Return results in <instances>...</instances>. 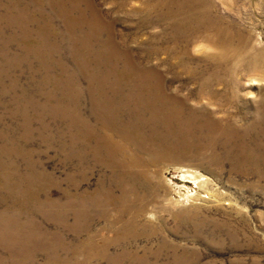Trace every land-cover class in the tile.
<instances>
[{
	"label": "rangeland",
	"instance_id": "obj_1",
	"mask_svg": "<svg viewBox=\"0 0 264 264\" xmlns=\"http://www.w3.org/2000/svg\"><path fill=\"white\" fill-rule=\"evenodd\" d=\"M93 1L109 16L106 20H113L115 41L128 49L134 61L164 73L167 89L179 90L184 97H191L190 92L201 94L205 104L216 111L215 116L232 126L252 122L257 107L264 106V0H201L182 13L176 6L174 11L179 14L168 17L164 13L162 18V9L147 11L153 8V0H132L130 6H122L128 0ZM157 2L154 0L155 6ZM7 10L0 7L1 162L12 163L22 171L16 180L18 186L35 184L36 173L48 174V181L39 183L41 198L66 200L68 193L78 192L93 200L97 189L107 196L116 170L98 163L90 152L85 154L86 139L79 138L85 134L97 138L105 133L97 123L89 87L105 78L109 61L97 63L88 53L86 57L93 58L96 67L91 75L101 76H87L74 59L75 44L68 39L72 32L58 13L45 8L44 13L54 19V26L49 27L40 21L20 24ZM185 13L197 17L190 25L194 27L185 29L179 24ZM81 30L85 34L86 29ZM152 51L154 56L149 55ZM180 58L205 75L200 84L182 86L186 72L178 67ZM64 68L68 70L63 74ZM92 77L97 80L91 81ZM54 81L60 89L52 86ZM59 90L67 92L61 111L56 107ZM75 91H79L76 100ZM74 100L81 120L73 118ZM120 110L118 106L110 108L116 117L123 108ZM230 139L227 145L218 140L213 146L204 137L193 138L186 133L171 147L168 157L128 170L144 172L150 179L144 186L125 184L135 189L132 206L144 209L141 216L134 212L125 218H138L137 227L143 233L136 236L117 240V229L124 225L117 218V204L108 205L109 218L93 219L87 213L91 221L78 229L58 226L56 217L47 215L39 214L37 220L48 231L76 244L70 264L84 262L81 252L90 250V238L97 245L94 251L110 239L111 254L132 252L150 257L145 263L124 259L123 264H264V178L242 172L240 165L235 167L234 159L227 156L232 154L233 136ZM5 146L10 150L7 154ZM149 156L142 158L149 162ZM121 190L114 188L115 196L121 195ZM141 222H147L145 231ZM73 223L74 218H69L68 224ZM162 240L167 241L163 250ZM159 251L163 255L156 258ZM61 258L65 264L69 255ZM46 262L41 254L37 263L18 264ZM87 264L112 263L108 258L94 257Z\"/></svg>",
	"mask_w": 264,
	"mask_h": 264
},
{
	"label": "bare ground",
	"instance_id": "obj_2",
	"mask_svg": "<svg viewBox=\"0 0 264 264\" xmlns=\"http://www.w3.org/2000/svg\"><path fill=\"white\" fill-rule=\"evenodd\" d=\"M199 1L201 0H158L156 3L158 8H156L153 0V8L147 11L162 9L164 11L161 10L159 16L164 17V13H167L170 17L172 14H179L196 6ZM132 3V0H128L122 6H130ZM3 6L8 8L5 12L13 14L20 24L23 21L24 24L40 21L45 26L53 27L54 19L44 13L45 8L50 7L58 13L62 20L64 19L68 30L72 32L68 39L73 42V45L75 44V47L72 45L76 53L74 59L87 76H101L100 74L91 75L96 67H94L93 58L90 60L86 57L88 53L94 56L97 63L104 60L109 61L105 78L99 80V84H92L89 87L92 92V106L97 123L105 133L101 132V137L97 138L88 137L85 134V138L79 139H86L85 147L88 151L85 154L90 152L98 163L115 169L116 172L112 175L115 179L111 180L113 187L107 196L102 195V189H97L93 194V200L86 197L87 194L73 192L68 193L66 200L54 201L49 197L41 198L40 196L43 188L39 183L48 181L50 178L48 174L36 173L35 184L18 186L16 180L22 177L19 174L22 171L12 163L5 160L4 163L1 162L2 156H0V207H2L0 208V264L37 263L41 254L46 256V264H61L65 260L61 258L63 254L69 255L65 264L72 263V255L77 252L76 244L67 242L59 233L42 227L37 220L39 214L56 217L55 223L58 226L78 229L83 222L91 221L87 213L92 215L93 219L109 218L108 205L110 208V205L117 204L119 206L117 218L124 221L123 228L117 229V240L143 233L142 228L137 227L138 218L125 220L130 213L136 212L137 217L144 214L143 207L134 208L132 206L131 198L135 189L125 184L144 186L145 181H150V179L144 172L131 173L128 170L139 167L143 163L150 165L160 158L168 157L172 153L171 147L177 144V140L181 141L186 133L193 138L195 136L204 137L213 146L218 140L222 141V145H227L233 136L232 154H227V156L234 159L235 167L240 165L242 172H250L264 178V106L262 104L257 107L258 110L252 122L238 127L225 124L222 119H218L216 111L205 104L201 94L190 92L191 97H184L180 95L179 90L167 89L164 73L155 67L150 68L148 60L144 59L148 62V66L134 61L128 49H124L123 45L115 41L117 35L114 31L113 20H106L109 16L105 15L102 6H97L93 0H5L4 2L0 0V7ZM176 6L179 13L174 11ZM196 19V16L185 13L179 24L189 29V27H194L190 25H193ZM82 28L86 29L85 34L82 33ZM153 53L154 51L149 55L154 56ZM150 56L146 58L149 59ZM44 58L46 59L47 56ZM184 61L180 58L178 62V67L186 72V79L182 86L186 87L189 82L200 84L205 75H200L199 70H192V66L189 67ZM56 70L59 68L56 67ZM67 70L64 68L62 73L64 74ZM96 80L94 78L91 81ZM55 82H51L52 86L60 89L59 85L54 84ZM78 92L75 91V100ZM66 95L67 92L64 91L59 94L56 107L60 111V105L64 104ZM75 100L71 108L72 112H76L73 118L77 120L78 116L81 120L77 113L79 105L75 103ZM44 102L49 103V101ZM113 106H118L121 110L123 108L118 117L110 112ZM46 111L48 115L51 114L50 109ZM245 119L248 120L247 115ZM71 127L69 125V128ZM88 127L92 128L91 125ZM5 149L4 154L10 152L6 146ZM144 154L151 156L149 162H145L142 158ZM122 168L125 169L124 172H121ZM114 188L122 189V194L115 196ZM111 191L113 193H110ZM51 207L56 208V212L49 211L48 208ZM71 217L74 218L72 225L68 224V219ZM20 220L25 222L21 224ZM26 221L30 223L26 225ZM141 224L145 231L147 222H141ZM166 244L167 241L162 240L160 249L163 250ZM110 245L111 240L107 239L103 245H100L99 250L94 251L97 245L95 240L90 238L88 244L90 250L86 248V251L83 249L81 252L85 256L84 262L76 260L75 264L90 263L94 257L108 258L112 264H123L124 259H133L141 263L150 260L148 254L144 256L132 252L111 254ZM135 255L137 259L134 258ZM161 255H163L162 251H159L156 258H160Z\"/></svg>",
	"mask_w": 264,
	"mask_h": 264
}]
</instances>
